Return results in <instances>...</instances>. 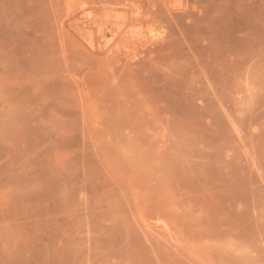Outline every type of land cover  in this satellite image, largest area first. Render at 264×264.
<instances>
[{"label": "rangeland", "instance_id": "obj_1", "mask_svg": "<svg viewBox=\"0 0 264 264\" xmlns=\"http://www.w3.org/2000/svg\"><path fill=\"white\" fill-rule=\"evenodd\" d=\"M0 264H264V0H0Z\"/></svg>", "mask_w": 264, "mask_h": 264}, {"label": "bare ground", "instance_id": "obj_2", "mask_svg": "<svg viewBox=\"0 0 264 264\" xmlns=\"http://www.w3.org/2000/svg\"><path fill=\"white\" fill-rule=\"evenodd\" d=\"M111 1H112V0H111ZM127 1H128V0H127ZM125 2H126V0H125ZM94 3H95V2H94ZM101 4H102V3H100V5H101ZM118 4H119V3H118ZM84 5H85V4H84ZM110 5H111V4H110ZM119 5H120V4H119ZM119 5H118V6H119ZM114 6H115V5H114ZM83 7H84V6H83ZM111 7H113V5H111ZM123 7H124V5H123ZM133 7H134V6H133ZM77 8H78V7H77ZM119 8H120V7H119ZM82 9H83V8L81 7V10H82ZM98 9H99V8H98ZM84 10H85V9H84ZM95 11H96V10H95ZM112 11H114V10H112ZM83 12H84V11H83ZM85 12H87V14H88L89 11H85ZM85 12H84V14H85ZM109 12H110V11H109ZM120 12H121V11H120ZM124 12H125V11H124ZM80 13H81V12H80ZM101 13H102V12H101ZM89 14H90V13H89ZM134 14H135V13H134ZM90 15H91V14H90ZM90 15H88V16L85 15V16H86V17H89ZM117 15H118V14H117ZM125 15H126V14H125ZM93 16H94V14H93ZM108 16H109V15H108ZM108 16H106L107 19L109 18ZM123 17H124V16H122V18H123ZM125 17H126V16H125ZM125 17H124V18H125ZM162 17H163V16H162ZM91 18H92V16H91ZM97 18H98V17H97ZM113 18H114V17H113ZM113 18H112V19H113ZM116 18H118V17L116 16ZM116 18H115V19H116ZM86 19H87V18H86ZM98 19H99V18H98ZM104 19H106V18L104 17ZM89 20H90V19H89ZM99 20H100V19H99ZM113 20H114V19H113ZM113 20H112V21H109V22H110V23H111V22L113 23ZM117 20H118V19H117ZM117 20L114 21V23H113V27H114V28H115V26H116V27H119V25H118L117 23H119L120 21L117 22ZM121 20H123V19H121ZM156 20H157V19H156ZM102 21H103V20H102ZM135 21H136V20H135ZM142 21H143V20H142ZM90 22H91V21H89V23H90ZM115 22H116V23H115ZM124 22H125V21L123 20L122 25H123ZM126 22H127V21H126ZM126 22H125V23H126ZM100 23H101V21L98 23V25H99ZM120 23H121V22H120ZM154 23H155V22H154ZM156 23H157V22H156ZM90 24H91V23H90ZM114 24H115V25H114ZM116 24H117V25H116ZM139 24H140V23H139ZM142 24H143V23H142ZM142 24H141V25H142ZM102 25H103V23H102ZM124 25H125V24H124ZM124 25H123V27H124ZM145 25H146V24H145ZM88 26H89V25H88ZM104 26H105V25H104ZM147 26H148V25H147ZM97 27H99V28H98V31H99V34H100L99 36L101 37V38H100V37H99V38H100V39H103V40H106V39L109 37V35L111 34V30H110V29L108 30V28H104V27H102V26H97ZM141 27H142V26H141ZM148 27H149V26H148ZM87 28H88V27H87ZM93 28H94V27H93ZM119 28L122 29L121 26H120ZM135 28H136V27H135ZM142 28H143V27H142ZM115 29L118 30V31L121 30V29L119 30V29H117V28H115ZM145 29H146V28H145ZM150 29H151V28H150ZM118 31H117V32H118ZM121 33H122V32H121ZM118 34H119V33H118ZM128 34H129V33H128ZM124 35H125V34H124ZM139 36H140V35H139ZM115 37H116V36H115ZM125 37H126V36H125ZM134 37H135V36H134ZM99 38H98V39H99ZM117 38H118V37H117ZM121 38H122V37H121ZM98 39H97V40H98ZM122 39H123V38H122ZM97 40H96V42H97ZM123 40H124V39H123ZM109 41H110V40H109ZM125 41H126V40H125ZM107 42H108V41H107ZM127 42H128V41H127ZM130 44H131V43H130Z\"/></svg>", "mask_w": 264, "mask_h": 264}]
</instances>
